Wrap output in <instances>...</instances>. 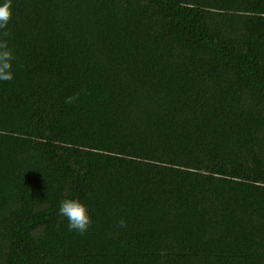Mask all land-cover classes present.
Returning a JSON list of instances; mask_svg holds the SVG:
<instances>
[{
  "label": "trees",
  "instance_id": "1",
  "mask_svg": "<svg viewBox=\"0 0 264 264\" xmlns=\"http://www.w3.org/2000/svg\"><path fill=\"white\" fill-rule=\"evenodd\" d=\"M11 4L0 264H264V0Z\"/></svg>",
  "mask_w": 264,
  "mask_h": 264
},
{
  "label": "clouds",
  "instance_id": "2",
  "mask_svg": "<svg viewBox=\"0 0 264 264\" xmlns=\"http://www.w3.org/2000/svg\"><path fill=\"white\" fill-rule=\"evenodd\" d=\"M12 4L11 0H4L0 4V30L3 31V36L7 37L9 32L7 26L12 19ZM15 59L12 50L8 47L6 39H0V81H11L14 74L11 71L12 61ZM76 96L68 97L66 103H72ZM58 213L68 221L69 230H75L79 233L87 231L92 221L88 214L87 207L76 199H64L60 202ZM121 226L124 221H120Z\"/></svg>",
  "mask_w": 264,
  "mask_h": 264
}]
</instances>
